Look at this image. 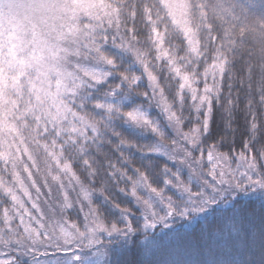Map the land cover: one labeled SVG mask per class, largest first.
I'll return each mask as SVG.
<instances>
[{
    "label": "snow or ice",
    "instance_id": "6c2138e0",
    "mask_svg": "<svg viewBox=\"0 0 264 264\" xmlns=\"http://www.w3.org/2000/svg\"><path fill=\"white\" fill-rule=\"evenodd\" d=\"M21 257L264 264V0H0V264Z\"/></svg>",
    "mask_w": 264,
    "mask_h": 264
},
{
    "label": "trees",
    "instance_id": "16d2710c",
    "mask_svg": "<svg viewBox=\"0 0 264 264\" xmlns=\"http://www.w3.org/2000/svg\"><path fill=\"white\" fill-rule=\"evenodd\" d=\"M141 38H143V33L141 34ZM177 44H180L181 47H183V44L184 42L182 40H177L176 41ZM183 54V53H181ZM154 55V53H153ZM162 63V62H161ZM242 67V65L240 63H238L236 65V68L237 69H240ZM203 68H204V65H201L200 66V71L202 72L203 71ZM136 74L137 75H142V79H141V82H140V87L138 88V91L140 92H143V91H148V81H147V77H146V74L142 72V69L141 68H137L136 70ZM157 77H158V82L160 83L161 87H164L165 88V94L166 96H168L169 100L171 101L173 99V95H172V92H173V89H170L168 87V82L165 80V76H166V73L164 72H160V71H157L156 73ZM240 89V85L238 82H236V86L233 88V96L236 95L237 91ZM225 94H227V81L225 82ZM241 95V99H240V105H239V110L238 112L236 113V116H235V120H236V125L235 126H240L241 129L243 128V125H244V112H243V109L245 107V101H244V94L243 92L240 93ZM186 114V113H185ZM151 116L154 117V118H159L161 120V122H163V117L160 116L158 110L155 108V107H152L151 108ZM191 127V125H185L183 126V130L184 131H187L188 128ZM224 127V123H223V120H222V113H221V110L219 109V107L217 106L215 108V113H214V119H213V124H212V131H213V135H217L221 132V130L223 129ZM169 135L171 136V133H169ZM143 142H149V141H143ZM164 143H169L168 140H165ZM113 147H115V142L113 143ZM236 147L239 148L240 147V139L239 137H237V143H236ZM226 150V149H224ZM127 155V153H125ZM116 156L117 154L116 153H113L112 154V159L113 161L116 160ZM157 163L160 164L161 167H163V164H164V158L163 157H160L159 159L156 160ZM138 166V165H137ZM169 167H172L171 164L168 165ZM77 171V175H79L80 179L82 181L85 182L86 186L91 188L93 187V185H89L87 184V181L84 179V174L83 172L80 171V169H76ZM173 171H175V169L173 168ZM131 174V173H130ZM184 179L187 178V172H185L183 174V177ZM121 187H124V185H120ZM97 191L99 190L100 188V183L98 182L95 186H94ZM141 195H143V193H140ZM105 195H115V193H105ZM120 199H123V197H120ZM71 219L72 220H75L76 219V215H75V210H73L72 213L69 214Z\"/></svg>",
    "mask_w": 264,
    "mask_h": 264
},
{
    "label": "rangeland",
    "instance_id": "374dc122",
    "mask_svg": "<svg viewBox=\"0 0 264 264\" xmlns=\"http://www.w3.org/2000/svg\"><path fill=\"white\" fill-rule=\"evenodd\" d=\"M153 71L155 74L157 73V70L153 69ZM172 95H173V92H172ZM33 152H34V157L36 159V166L33 167L31 162L27 161L26 157H25V162L29 164V169L33 173L32 178L36 181L37 186L41 190V201L42 202L46 201L48 188L45 187V182H47V184L53 190V196H52L51 203H58V201L56 200V196L58 195L56 191V186H57L58 181L53 180L52 177L60 175V174L56 171H52L49 174L48 167L45 163L46 157L42 150L33 149ZM22 175L25 177L26 184H28L29 190L33 198H35L37 194H36L35 189L31 187V182L27 180V173H22ZM60 179L61 181H65V182L67 181V177H64L62 175H60ZM75 195H76L75 193H72L73 197H75ZM41 206L44 207L45 206L44 203H42ZM20 259L22 260V264H30V257H21Z\"/></svg>",
    "mask_w": 264,
    "mask_h": 264
}]
</instances>
